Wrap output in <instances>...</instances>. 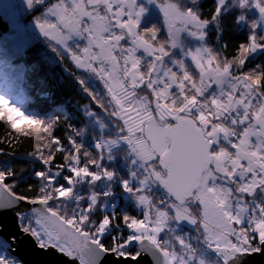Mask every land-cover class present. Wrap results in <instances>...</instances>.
Listing matches in <instances>:
<instances>
[{
    "label": "snow or ice",
    "instance_id": "snow-or-ice-1",
    "mask_svg": "<svg viewBox=\"0 0 264 264\" xmlns=\"http://www.w3.org/2000/svg\"><path fill=\"white\" fill-rule=\"evenodd\" d=\"M156 2L163 13L167 41L158 38L156 25L138 28L146 9L137 0H23L32 24L45 38L48 48L61 60L65 59L61 55L63 50L72 65L96 73L103 81L114 106L112 115L122 122L118 131L124 134L118 139L127 142L134 158L149 162L145 167L146 175L138 178L137 188H131L127 179L120 182L124 190L138 193L135 199L144 206L143 215L120 216L127 234L123 239L112 236L106 243L102 234L116 214H105L97 218L94 229L87 228L88 212L95 203V195L89 197L91 203L84 205L78 214L62 213L58 207L51 206L53 199L71 194L75 177L88 176L90 180H96L101 174L111 177L113 170L103 167L94 170L92 166L99 165V159L81 163V145L72 137H68L72 150L64 153L61 159H56V153H45L43 148L49 143L55 144L57 153L63 147L59 136L51 135L50 142L46 139L44 133H51V124L26 115L0 93V121L18 134L16 139L21 134L31 133L35 140L44 141L43 144L33 143V150L45 168L58 172L67 165L69 172L64 176V182L53 184L54 176H46L43 170L36 171V176H46L51 187L45 190L47 186H43L36 193H29L15 190V182L8 179L12 172L0 169V223L11 215L17 230L29 235L36 248H53L68 258H77L79 264H111L114 256L130 257L138 264H155L153 247L163 255V264H187L175 248L166 247L167 241L158 238L174 215L176 220L186 219L193 223L198 220L208 247L222 254L225 264L235 254L246 255V264H264V203H256L245 224L247 204H238L237 211H232L231 187L215 182L218 174L221 179L231 180L235 174L244 177L251 173L246 182L237 185L239 191L253 193L257 185H264V68L259 71L246 69L235 74L231 71L233 62L244 65L251 51L264 49V35H257L254 31L257 20H251L249 24L253 30L239 43L233 57L221 63L207 47L189 50L187 55L192 57L198 75L184 70L182 62L174 61L183 70L181 73L166 69L163 76L156 77L152 73L159 69L157 62L170 51L165 44L175 46L179 43L181 29L189 24L193 28L188 31L203 38L204 32L194 29H202L209 20L192 8H180L176 0ZM223 2L217 0L213 17L220 12ZM239 4L255 7L259 14L257 19L264 20V0H251L250 4L249 0H239ZM100 5L104 11H100ZM242 18L243 14L236 17L237 20ZM7 21L15 26V12L8 15ZM125 35L130 40L128 45L119 43ZM79 36H83L84 43L75 48L70 46V41ZM138 48L152 56L146 67L142 68V57L136 55ZM116 49H120L119 55ZM229 76L232 77L229 89L201 98L209 84L215 82L219 86ZM76 79L92 101L103 108L85 80L79 75ZM173 85L178 95L170 90ZM141 87L147 91L138 93ZM257 95L259 98L253 103L252 98ZM237 107L242 112L233 116L231 123H225L224 114ZM237 124L241 125L239 129L233 127ZM221 136L227 146L220 143ZM252 137L256 138L255 142ZM12 142L10 137L9 143ZM111 142L117 140L111 139ZM100 147L101 143L97 141L96 148L99 150ZM54 160L55 167H52L50 162ZM69 160L72 163H67ZM150 179L158 181L173 197L168 202L170 208L158 206L140 191ZM189 196L199 201V217L193 215L185 203ZM25 202L38 205L31 209L33 215L27 223L23 220L24 211L19 207ZM9 238L15 241V234H7L6 238L0 236V244L7 246ZM176 240L182 246L185 244L179 236ZM134 241L138 246L130 248ZM143 241H148V245ZM86 249H89L88 257L84 255ZM188 255L191 257L193 253L189 251ZM0 264H24V261L18 257L5 259L0 256Z\"/></svg>",
    "mask_w": 264,
    "mask_h": 264
},
{
    "label": "trees",
    "instance_id": "trees-1",
    "mask_svg": "<svg viewBox=\"0 0 264 264\" xmlns=\"http://www.w3.org/2000/svg\"><path fill=\"white\" fill-rule=\"evenodd\" d=\"M154 1L157 4L156 0ZM176 3L182 9L192 8L198 15L210 9L209 0H176ZM138 4L145 5L143 1H139ZM145 8L148 11L147 16L144 15L138 27L156 25L159 29L158 38L167 41L168 37L165 36V29L161 26L159 12L152 6ZM242 13L250 15L238 8L228 9L208 21L203 28L207 47L216 54L221 63L235 55L239 43L245 40L248 33L253 30L247 24L242 25L236 19ZM24 20H31L30 13L25 15ZM254 31L258 36L264 35L261 29ZM9 32H11V27L7 19L0 14V93L6 95L11 103L20 107L26 115L38 117L51 124V133H44L46 139L50 142L51 135L59 136L63 147L57 153L55 144L49 143L47 147L43 148V151L56 153V159H61L64 153L71 152L72 145L68 141V137H72L81 145V163L90 159H99V165L92 166L94 170L98 171L102 167L113 170L111 177L101 174L98 179L94 180L95 185L84 183L75 177L74 183L71 185V194L59 200L53 199L51 206L58 207L62 213L78 214L83 210L84 205L88 204L89 197L95 195V200L99 201L100 207L97 206L96 210L88 212L86 227L94 229L97 218L105 214L111 216L115 213L113 222L107 226L105 233L102 234V239L106 243L112 236L123 239L127 234L126 225L120 222L119 217L124 214L135 216L142 214V210L136 208L132 202L126 199L128 197L124 196H134L136 193L124 190L120 183L121 180L128 179L127 166L130 165L132 159L128 157L127 147L117 148L109 153L96 148L95 143L100 136H112L114 133H120L118 131L120 125L112 115L110 102L99 98L103 108L96 105L92 98L83 91L76 76L79 75L83 78L86 86L95 95H101L102 91H105L102 81L95 76L94 72L78 69L72 65L63 50H61V55L65 59L61 60L52 49L48 48L46 41L37 40L24 49L16 48L12 40L8 39ZM187 41L189 40L187 39ZM165 47H169V45L165 44ZM233 64L236 65V73L246 69L259 71L264 68V49L248 54L244 65L235 62ZM146 66L147 63L144 67ZM143 91L146 92L147 89L143 87ZM100 125H104L103 131L100 129ZM17 135L5 122L0 121V149H3L0 151V169L12 172V176L8 179L15 182L14 189L36 193L41 187L47 186L45 190H48L51 185L46 180L47 175L55 177L53 184L64 182V176L69 174L67 165L58 172H52L50 168H45L41 160L34 154L33 143L43 144L44 141L35 140L31 133L21 134L16 139ZM10 137L12 143H9ZM110 156L113 157L111 160L108 159ZM67 163H72V161L69 160ZM50 164L55 167V160ZM38 170L45 171L46 176H36L35 172ZM85 178L90 180L88 176ZM28 185L32 187L29 189ZM159 185L162 186L160 183ZM129 186L135 188L130 183ZM78 192L77 196L81 197L80 200H73L74 194ZM103 201L114 204L111 206L112 208L102 209ZM79 207L81 211H78ZM196 210L198 208H193V212ZM27 214L30 213H26L23 217L25 223L30 219V215ZM196 235L199 242L200 237L197 233ZM201 237L203 238L202 235ZM159 239L164 241L162 236H159ZM129 247L135 248L137 243L130 244ZM9 248L8 243L7 246L0 244V256L5 259L9 256L15 257L9 252Z\"/></svg>",
    "mask_w": 264,
    "mask_h": 264
},
{
    "label": "rangeland",
    "instance_id": "rangeland-1",
    "mask_svg": "<svg viewBox=\"0 0 264 264\" xmlns=\"http://www.w3.org/2000/svg\"><path fill=\"white\" fill-rule=\"evenodd\" d=\"M137 1L138 2L139 1L149 2L150 5L153 6L157 12H159L158 14L161 16V18H160V22L162 24L161 26L163 29H165V36L168 37L167 30L164 27V23H163V13L161 12V10H160L159 6H157V4H156V6H154L155 5L154 0H137ZM209 3H210V9L207 11L201 12V14L199 15L201 17H208L209 18L208 21L215 18L212 16V13L215 11L217 0H209ZM250 3H251V0H249V4ZM145 5H144V7L147 6V5L146 6ZM231 8H238V9L250 14L249 16H247V15H245V13H242L243 18L239 19V21L242 25L247 24L248 26H250L249 21L257 20L256 29H261L264 32V20L257 19L259 14H258L257 10L255 9V7H248V6L241 7L239 4V0H224L223 4L221 5V10L219 13L216 14V16L218 14H220L221 12L226 11V10L231 9ZM100 11H104L103 5H100ZM12 12H15V14H16V24L14 27L10 25L11 32L8 33V39L12 40V42L14 43L16 48L24 49L29 44H31L37 40L46 41L45 38L43 36H41L38 33V31L35 29V26L32 24L31 20L30 21L24 20L25 15L28 14L29 12L24 7L23 0H0V14H2L7 19L8 15ZM144 13H145V16H147L146 14L148 13V11H145ZM144 13L142 14V16L140 18V23L142 22V20L144 18ZM205 26H206V24L203 26V28ZM189 28H193V26L189 24V25H186L185 28L181 29V31L179 33V43H177L175 46H169L170 51L165 56H163L160 61L157 62L159 64V69L157 71H154L152 73V75H154L156 77L163 76L166 69H170L171 71L181 73L183 70L180 68V65L178 63H175L174 61L182 62L185 66L184 70H188V71L192 72L194 75H198V70L195 68V65L192 61V57L187 55V53L189 50L194 51L197 48H200L203 50L205 47H207V43L205 41V32L203 31V28L202 29H194L196 31L202 30L204 32L203 38H200L197 36H193L188 31ZM112 30L119 31V29H116V28H113ZM187 39L190 42L187 41ZM185 42L187 43L186 45H185ZM83 43H84L83 36H79V37H75L72 41H70V46L75 48L77 45H80ZM119 43H121L123 45H128V44H130V40L128 39L127 35H125L121 38ZM172 50L175 52L173 53ZM259 50L260 49H256L254 51H251L249 54L254 53V52H258ZM115 52L117 55H119L120 49H116ZM175 54H177V55H175ZM136 55L141 56L142 62H146L147 64L149 63V61L152 60V56L150 54L145 53L142 48H138L136 50ZM205 55H206V53H205ZM142 62H141V65H142ZM231 71L233 74L236 73V65L232 64ZM94 74L97 78H99V76L96 73H94ZM164 79L167 80V77L165 76ZM230 81H232L231 76L227 77L225 79V81L219 86H217V84L215 82L209 84L205 88V90L203 92V96L201 98L207 97V96L213 95V94H220L221 89H229V87H230L229 82ZM102 83H103V81H102ZM103 85H104V83H103ZM170 90L172 92H174L176 95L179 94L175 85H173ZM138 93H144L143 87L138 89ZM101 95L96 94V97L98 99L99 98L106 99L108 103L110 102V98L107 95L106 89H105V91H102ZM258 98H259L258 95L253 97L252 98L253 103H255L258 100ZM111 108L113 111L114 106L112 104H111ZM238 112H242V109L239 107H237L234 110H230L229 112H226L224 114V116L222 117V119L225 121V123H231L232 117L237 116ZM116 119L119 122V125L121 128L122 122L118 118H116ZM237 119H238V117H237ZM233 127L239 129L241 127V125L237 124V125H233ZM100 129L103 131V129H105L104 125H100ZM123 134L124 133L122 131H120V133H118V134L114 133V135H112V136L102 135V136H100L99 140H97V141H100V143H101L100 150H103V152H106V153H109V152L113 151L114 149L121 148V147H127L128 148L127 154H128V157L132 160H131L130 165L127 166L128 167L127 170L131 168V171H129V173H128V177H127L128 179L127 180L130 184H132L135 188H137L138 185L140 184V180L138 178L146 175L145 167H146L147 163H149V162L148 161L141 162V160L139 158H134V153H132L130 151L127 142L118 139V137L120 135H123ZM230 138L234 139V137H230ZM111 139H116L117 142L112 143ZM251 139L253 140V142H255L256 138L252 137ZM220 143H223V144H225V146H227V141H225L222 136L220 137ZM95 145H96V143H95ZM213 147H215V144L213 145ZM111 158H113V157L110 156L108 159L111 160ZM152 163H156V162L152 161ZM156 167H160V165L158 163H156ZM132 173H134V174H132ZM250 175H251V173H248L244 177H241L239 174H235L231 180H228L227 178L221 179L220 175L218 174L216 177V180H215L216 183L227 184L229 187H231L232 192L230 193V204L232 206L231 207L232 211H237L236 205H238V204H240V205L247 204V206H248L247 211L244 214L245 224L247 223V215L252 212L253 208H255L256 203L257 202L264 203V185H257V188L254 190L253 193H245V192H241L238 190L237 185L239 183L246 182ZM76 178H77V180L83 181L84 183H93L95 185L94 180L88 181L85 178V176L83 178L77 176ZM155 183L158 184L159 182L155 181V180H151V179L148 180L144 184L143 188L140 189V191H142L148 195L147 192L151 189V187ZM78 194H79V192L74 194L73 200L78 198L77 197ZM137 194L138 193H136L134 196H127V195H124V196L128 197L126 199H128L130 202H132L136 208H138L139 210H142L144 212V206L142 204H138L136 199H135V196ZM80 198H79V200H80ZM151 200L153 203H157L158 206L170 208L169 204L168 205H164L161 203L159 204V202H157L155 200V198L151 197ZM191 201L196 203L197 208H198V213L200 215L199 201L193 200L190 196H189V199L185 200V203L188 205V207L191 208L192 213H193V208L191 206ZM89 203H91L90 200H88V204ZM113 204H111L109 201H103L101 208L102 209L112 208L111 206H113ZM97 206L100 207L99 201L95 200V203L93 204L92 208L89 211L96 210ZM78 211H81L80 207H79ZM170 214H172L171 209H170ZM27 215L28 216L30 215V218H31L33 213L32 214L30 213ZM24 216H25V214H24ZM183 224H186V225H183ZM192 226H193V222H189L186 219L176 220L174 218V215H173V218L166 222V227H164L161 230V232L158 234V238H159V236H162V239L164 241H167V244L165 246L169 247V248H175L177 253L180 256H183L185 260H187V264H200L201 261L203 262V264H221V262H219L220 260L215 258L213 255H211L206 249V246H208V243L205 239V233H204L203 227L200 224H196L194 227H192ZM197 227H199V228H197ZM191 233H195V234L197 233L198 236L200 237L198 245H197V253L196 254H194V252L191 251V246L189 245ZM201 235L203 236V238L201 237ZM177 236L181 237L184 240L185 244L183 246L180 245L179 242L176 240ZM136 243H138V242L134 241V242H131L130 244H136ZM188 251H191L193 253V255L191 257H189Z\"/></svg>",
    "mask_w": 264,
    "mask_h": 264
},
{
    "label": "water",
    "instance_id": "water-1",
    "mask_svg": "<svg viewBox=\"0 0 264 264\" xmlns=\"http://www.w3.org/2000/svg\"><path fill=\"white\" fill-rule=\"evenodd\" d=\"M36 206L38 205L29 204L27 202L19 205L21 210L24 211V214H32L31 209ZM7 234H15V241H12L10 238L8 239V241H6L10 245L9 252L13 256L23 259L24 264H79L77 258H68L63 254L58 253L53 248H48L47 250L36 248L33 244L32 238L29 235L17 230L11 215L6 216L3 219V222L0 223V236H5L6 238ZM142 243L148 245L149 242L143 241ZM92 247L93 246L90 245V248ZM206 249L210 254L221 258L222 264H225L222 258V254L218 253L215 249L208 246H206ZM151 252L155 255V264H163V255L154 247L151 249ZM84 255L86 257L89 256V249H86L84 251ZM246 260V255L235 254L230 257L228 264H246ZM111 264H138V262L134 261L130 257L117 258L114 256L112 257Z\"/></svg>",
    "mask_w": 264,
    "mask_h": 264
},
{
    "label": "built area",
    "instance_id": "built-area-1",
    "mask_svg": "<svg viewBox=\"0 0 264 264\" xmlns=\"http://www.w3.org/2000/svg\"><path fill=\"white\" fill-rule=\"evenodd\" d=\"M154 194L157 195V197L159 198V200L163 203H167L169 202L170 200V195L169 193L165 190V189H160V188H157L155 191H154ZM197 216V215H196ZM199 217V216H197ZM195 223H199V221L197 220V222ZM195 238L192 237V241H194ZM191 251L194 252V247L193 245H191Z\"/></svg>",
    "mask_w": 264,
    "mask_h": 264
},
{
    "label": "flooded vegetation",
    "instance_id": "flooded-vegetation-1",
    "mask_svg": "<svg viewBox=\"0 0 264 264\" xmlns=\"http://www.w3.org/2000/svg\"><path fill=\"white\" fill-rule=\"evenodd\" d=\"M137 3H138V1H137ZM143 3L146 4L147 6H151L149 2H145V1H143ZM154 4H155V5H154ZM154 4H153V5L156 6L155 1H154ZM157 6H159V5L157 4ZM152 8H154V7L152 6ZM154 9H155V8H154ZM144 15H145V13H144ZM145 65H146V62H142V65H141V66L144 67ZM218 259L221 260V258H218Z\"/></svg>",
    "mask_w": 264,
    "mask_h": 264
}]
</instances>
